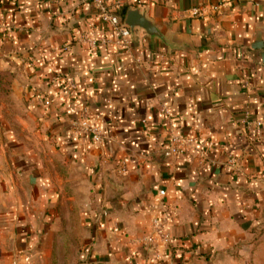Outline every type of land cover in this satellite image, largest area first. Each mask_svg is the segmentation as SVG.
Here are the masks:
<instances>
[{
  "label": "crops",
  "instance_id": "1",
  "mask_svg": "<svg viewBox=\"0 0 264 264\" xmlns=\"http://www.w3.org/2000/svg\"><path fill=\"white\" fill-rule=\"evenodd\" d=\"M104 2L119 3V16L139 6L167 43L136 29L125 45L92 0H0V70L27 107L20 121L88 188L86 264L260 263L264 0ZM84 111L98 142L74 129ZM170 133L195 142L168 161ZM36 155L16 159L2 180L11 264L31 260L25 252L49 232L67 185L59 163ZM152 219L167 244H142Z\"/></svg>",
  "mask_w": 264,
  "mask_h": 264
},
{
  "label": "rangeland",
  "instance_id": "2",
  "mask_svg": "<svg viewBox=\"0 0 264 264\" xmlns=\"http://www.w3.org/2000/svg\"><path fill=\"white\" fill-rule=\"evenodd\" d=\"M12 92L11 80L0 76V264H11L7 255L13 249L5 230L8 225L4 218L8 210L6 200L9 190H5L2 180L8 178L16 159L36 158L37 152L45 157L49 165L59 163L60 174L66 179L67 185L60 197L58 216L50 222L49 232L46 235L39 233L37 243L25 252L33 253L27 263L86 264L90 234L84 215V200L88 190L85 181L80 172L68 169L62 160L57 159L50 140L36 133L35 124L26 126L20 121V117L27 113V107L19 105ZM257 264H264V260Z\"/></svg>",
  "mask_w": 264,
  "mask_h": 264
},
{
  "label": "built area",
  "instance_id": "3",
  "mask_svg": "<svg viewBox=\"0 0 264 264\" xmlns=\"http://www.w3.org/2000/svg\"><path fill=\"white\" fill-rule=\"evenodd\" d=\"M94 4L98 7L101 13V18L104 21L110 22L117 34L121 37L123 43L125 45L129 44L130 31L124 26L123 20H121L118 13L115 11L119 8V3H114L113 5L108 6L105 4L104 0H92ZM194 14L198 13V9L194 8ZM94 45V42H92ZM41 103L48 107L51 102L47 98H42ZM161 111L165 114H169L167 108L162 107ZM245 122L247 126H250L252 123L249 121L247 115L245 116ZM256 125H260L261 122H255ZM74 129L76 131H84L90 134L91 139L95 142L100 141L101 139V130L98 125L90 123L85 117V111L83 112V116L76 122H74ZM195 138L183 134L170 133L168 136V144L163 149V155L168 160L171 161L174 158L182 156L186 152H188L194 145ZM127 171V167L125 162H120L118 165V172L120 174H125ZM161 194L164 193V190L160 191ZM152 231L150 234H147L143 240L142 244L146 246L150 245H158V244H167L170 240L169 233L165 230L164 226L160 224L156 219H152ZM13 264H17L16 261H13Z\"/></svg>",
  "mask_w": 264,
  "mask_h": 264
},
{
  "label": "water",
  "instance_id": "4",
  "mask_svg": "<svg viewBox=\"0 0 264 264\" xmlns=\"http://www.w3.org/2000/svg\"><path fill=\"white\" fill-rule=\"evenodd\" d=\"M123 23L129 29L130 35L134 34L136 29H142L150 38H158L164 44L167 43L166 37L160 28L147 16L146 11L141 10L139 6L128 8L124 15Z\"/></svg>",
  "mask_w": 264,
  "mask_h": 264
},
{
  "label": "trees",
  "instance_id": "5",
  "mask_svg": "<svg viewBox=\"0 0 264 264\" xmlns=\"http://www.w3.org/2000/svg\"><path fill=\"white\" fill-rule=\"evenodd\" d=\"M126 10H127V8H124V9H122L121 11H120V18H121V20H123V18H124V15H125V13H126ZM0 76H6V77H8L10 80L12 79V77H11V75L7 72V71H4V70H0Z\"/></svg>",
  "mask_w": 264,
  "mask_h": 264
}]
</instances>
